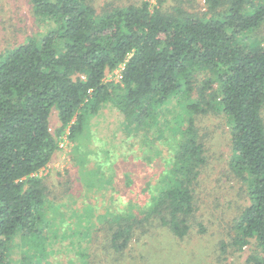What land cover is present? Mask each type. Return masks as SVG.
<instances>
[{"label": "trees", "instance_id": "1", "mask_svg": "<svg viewBox=\"0 0 264 264\" xmlns=\"http://www.w3.org/2000/svg\"><path fill=\"white\" fill-rule=\"evenodd\" d=\"M28 2L34 17L52 27L0 56V264H10L8 242L19 230L32 233L44 206L36 174L56 150L49 130L53 109L73 137L107 103L144 128L172 97L181 100L172 125L185 139L175 147L157 194L129 214L130 224L112 234L111 248L119 253L126 247L134 222L144 227L157 221L174 237L187 236L203 163L195 115L218 107L228 119L231 171L250 182L249 205L235 225L237 243L254 239L263 257L249 256L246 264H264V47L242 43L264 25V3L248 7L247 0H230L225 14L206 19L163 14L146 2L102 17L85 0ZM205 2L210 10L220 5ZM121 65L119 82H106V73ZM203 67L216 72L217 98L201 93L198 102L184 103L193 91L194 69Z\"/></svg>", "mask_w": 264, "mask_h": 264}, {"label": "rangeland", "instance_id": "2", "mask_svg": "<svg viewBox=\"0 0 264 264\" xmlns=\"http://www.w3.org/2000/svg\"><path fill=\"white\" fill-rule=\"evenodd\" d=\"M97 17L129 5L148 3L163 14L210 19L229 9L220 0L210 10L205 0H85ZM264 0H247L248 7ZM52 27L32 13L28 0H0V56L30 38L43 36ZM264 47V25L242 42ZM193 91L183 102L208 100L218 95L216 72L196 68ZM118 72L106 73L105 81L118 83ZM181 100L172 97L162 110L138 128L127 121L113 103L89 117L80 133L70 137L61 128L57 110L49 117L56 139L50 163L36 176L44 188V206L32 233L19 230L6 249L10 264H246L249 256L263 257L255 240L239 246L236 221L249 205V181L231 171V135L228 119L218 107L195 115L198 142L203 147L198 181L194 187L196 211L188 219L190 231L174 237L157 221L132 225L126 247L116 253L112 234L129 225V214L145 206L157 194L164 170L171 165L175 147L185 139L173 127ZM212 105V104H211ZM264 121V106L261 110ZM62 145V146H61ZM201 229L202 231H200Z\"/></svg>", "mask_w": 264, "mask_h": 264}, {"label": "built area", "instance_id": "3", "mask_svg": "<svg viewBox=\"0 0 264 264\" xmlns=\"http://www.w3.org/2000/svg\"><path fill=\"white\" fill-rule=\"evenodd\" d=\"M124 69V65H121L116 72H118L119 74H121V71ZM62 146V145H61Z\"/></svg>", "mask_w": 264, "mask_h": 264}]
</instances>
